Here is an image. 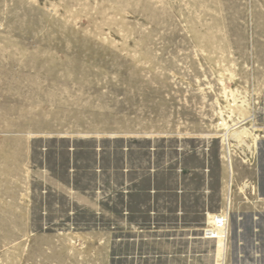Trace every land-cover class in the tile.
I'll list each match as a JSON object with an SVG mask.
<instances>
[{
  "label": "rangeland",
  "instance_id": "1",
  "mask_svg": "<svg viewBox=\"0 0 264 264\" xmlns=\"http://www.w3.org/2000/svg\"><path fill=\"white\" fill-rule=\"evenodd\" d=\"M55 182L105 215L183 196L197 240L229 209L215 264H264V0H0V264H109Z\"/></svg>",
  "mask_w": 264,
  "mask_h": 264
},
{
  "label": "crops",
  "instance_id": "2",
  "mask_svg": "<svg viewBox=\"0 0 264 264\" xmlns=\"http://www.w3.org/2000/svg\"><path fill=\"white\" fill-rule=\"evenodd\" d=\"M42 176L39 178L48 183V176L46 179H42ZM205 187L204 184V189ZM53 189L67 203V216L71 223L64 232H74L83 240L84 235L104 234L105 228L102 224L99 226V221L107 219L110 222V227L107 228L110 237L106 244L110 254L109 264H215L216 242L191 237L192 232L200 228L201 224L198 223L200 215L189 209L191 204L185 202L183 196H178L175 211L170 213L152 209L146 213L140 210L131 212L127 208L130 205L127 198L123 203L124 206L127 204L126 211L124 210L122 214L105 215L93 200L83 197L70 187L65 188L56 183ZM70 191L78 195L77 198H72L69 195ZM177 193L182 195L184 192L179 190ZM82 207L92 211L91 215L96 221L94 228L88 229L82 224L72 222L77 209L80 210ZM202 211V222L206 221L205 227L216 216L206 207ZM42 213L46 215L47 211L44 210ZM218 233H221V229H218Z\"/></svg>",
  "mask_w": 264,
  "mask_h": 264
},
{
  "label": "built area",
  "instance_id": "3",
  "mask_svg": "<svg viewBox=\"0 0 264 264\" xmlns=\"http://www.w3.org/2000/svg\"><path fill=\"white\" fill-rule=\"evenodd\" d=\"M214 217L210 222L207 224V227L202 230V238L206 240H216L218 241L220 238V235L218 233V229H225L229 226L230 221V213L229 209L226 212L215 214Z\"/></svg>",
  "mask_w": 264,
  "mask_h": 264
},
{
  "label": "bare ground",
  "instance_id": "4",
  "mask_svg": "<svg viewBox=\"0 0 264 264\" xmlns=\"http://www.w3.org/2000/svg\"><path fill=\"white\" fill-rule=\"evenodd\" d=\"M78 53V52H77ZM235 133V132H234ZM233 133V134H234ZM228 134H229V132L226 134V137L228 136ZM231 135V134H230ZM235 136L234 137H237L238 135H239V133H235L234 134ZM228 138V137H227ZM227 138H226V140H227ZM126 156V155H125ZM122 157H124V155L122 156ZM231 157V156H230ZM230 157H228L229 159H228V162H231L232 160H231V158ZM117 159H119L120 160V158H119V156H118V158ZM121 161V160H120ZM118 165H119V162L117 163ZM119 167V166H118ZM122 167V166H121ZM92 168V167H91ZM117 168V167H116ZM139 172H141V171H139ZM125 173V172H124ZM230 177H232V165L230 164ZM44 179H46L47 177L45 176V177H43ZM42 178V179H43ZM50 178V177H49ZM49 178H47L48 180H49ZM52 180H53V178H52ZM52 180H50L51 182H52ZM232 180V179H231ZM50 183V182H49ZM232 185V182L230 181V186ZM59 187V186H58ZM71 194H73V192H69V195H71ZM229 225H230V223H229ZM228 233H229V230H228V228H226V239H227V235H228ZM227 241V240H226ZM144 263V262H143Z\"/></svg>",
  "mask_w": 264,
  "mask_h": 264
}]
</instances>
